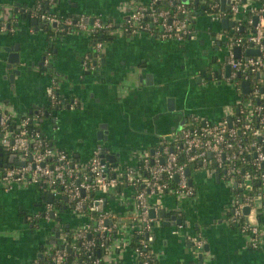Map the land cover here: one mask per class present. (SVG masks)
<instances>
[{"label": "crops", "instance_id": "crops-1", "mask_svg": "<svg viewBox=\"0 0 264 264\" xmlns=\"http://www.w3.org/2000/svg\"><path fill=\"white\" fill-rule=\"evenodd\" d=\"M150 1L46 0V12L74 18L85 15L90 23L97 16L115 22L116 27L104 40L99 62L86 69V55L95 53L94 40L87 30L42 25L45 21L37 15L42 10L40 0H0V121L25 115L38 118L39 114L40 128L49 142L70 151L79 163L88 162L95 147L102 145L116 154L119 166H135L145 156L153 155L163 138L173 139L180 130L176 128L194 116L221 119L227 106L239 98L228 79L231 69L226 62L228 37L235 23L225 25L222 20L227 16L213 19L204 9L208 0H190L199 4L193 7L191 20L195 31L183 41L148 31H124L122 24L127 16L139 4ZM220 7L228 10L230 0H221ZM27 13L30 17L24 16ZM34 18L39 19L38 24L32 21ZM11 21L14 25L3 30L2 23ZM10 46L18 48L21 56L14 65L19 71L12 78ZM54 76L64 103L48 108V86ZM209 82L220 84L214 96L219 90V98L224 100L221 105L203 93ZM74 100L76 106L70 108L68 104ZM168 104L175 109L169 112ZM100 124H106L107 138L103 140L97 138ZM190 182L194 195L174 191L148 195L153 208L156 203L160 205L155 209L150 239L157 261L264 264V212L258 214L262 239L254 247L241 227L229 221L235 183L224 173L201 167L194 168ZM46 194L37 183L10 186L0 178V264L37 262L47 250L66 240L67 228L76 230L88 222L86 214L68 206L53 205L50 216H44L49 203ZM133 194L132 187L118 186L102 200L103 207L114 212L123 228L111 236L106 248L100 249L99 264H141L130 243L136 228L133 216L141 211ZM162 209L182 217V224H166L165 217L158 215ZM58 229L60 241L51 243ZM196 238L203 244L198 245Z\"/></svg>", "mask_w": 264, "mask_h": 264}, {"label": "built area", "instance_id": "built-area-1", "mask_svg": "<svg viewBox=\"0 0 264 264\" xmlns=\"http://www.w3.org/2000/svg\"><path fill=\"white\" fill-rule=\"evenodd\" d=\"M169 1L174 9L159 8L156 4L158 0L139 4L124 20L122 28L127 32L148 31L178 41L194 35L191 23L193 12L187 3L183 0ZM220 6L221 0H208L204 9L213 19L227 16L235 23L234 32L228 37L226 62L231 69L228 79L234 83L239 98L227 106L221 119L194 116L175 133L173 139L163 138L153 155L145 156L137 165L113 166L104 159L102 145L95 147L88 162L79 163L70 151L49 142L38 126L39 114L38 118L25 115L18 119H1L0 146L8 153L17 154L23 163L10 162L1 171L0 178L10 186L12 183L45 182L46 188L54 194V199L65 194L72 208L89 218L88 222L72 230V238L68 230L64 232V242L72 244L71 250L78 249L77 240L82 239L86 254V257L72 264H99L100 256L94 254L97 243L106 248L111 238L110 232L115 229L120 232L123 228L120 220H115L110 208L103 207L100 210L97 204L111 188L118 186L132 187L133 198L141 209L139 216H133L132 223L136 228L130 236L132 243L136 233H145V237H140L134 248L136 255L141 264H160L150 247L154 217L150 215L152 205L148 203V195L165 191L194 195L195 188L188 173L191 163L212 173L223 168L224 176L235 183L229 221L242 220L241 230L249 236L251 245L256 247L260 244L262 231L258 214L264 212V0H230L228 10H222ZM37 15L48 23H56L61 29L87 30L92 38L99 31L112 32L116 27L114 21L100 16L93 18L90 23L85 15L74 18L42 10L37 11ZM13 23H2V29L10 28ZM241 27L245 29V34H236L235 30ZM103 45V39L95 40V55H86L84 68L95 67L94 58H101ZM236 46L241 47L239 56L235 54ZM249 48H256L258 53L248 54ZM45 61L47 63V59ZM245 80L250 81L248 91L243 89ZM57 86L54 76L48 86V97L50 104L59 106L64 101ZM76 103L74 100L68 105L74 108ZM229 116L232 117L231 123ZM9 123L13 126H9ZM173 178L176 180L172 184ZM255 179L261 183L260 188L254 189ZM236 187L240 188L239 192L235 191ZM53 205V202L48 203L44 216H50ZM246 205L250 206L249 213L244 212ZM159 207L157 203L154 205L155 209ZM87 209L100 210L95 225L92 224L93 215L86 213ZM195 242L203 244L199 238ZM69 252L66 248L56 246L47 250L46 261L31 264H66Z\"/></svg>", "mask_w": 264, "mask_h": 264}, {"label": "water", "instance_id": "water-1", "mask_svg": "<svg viewBox=\"0 0 264 264\" xmlns=\"http://www.w3.org/2000/svg\"><path fill=\"white\" fill-rule=\"evenodd\" d=\"M183 1L185 3H189L190 0H183ZM222 1L224 2V0H222ZM196 2L198 3L199 0H196ZM30 15H31L30 13H27L24 16H26V17L29 16L30 17ZM32 21L34 23H37L38 24L39 19L38 18H34V19H32ZM222 21H223V23L225 25H228V23H230L231 25L234 24V21H229L228 17H224ZM256 21H257V18L255 17V22ZM44 24H46V26H47L48 25V22L45 21L42 25H44ZM52 26H55L56 27L57 24L56 23H53ZM47 27H49V25ZM7 49L10 52V56H9V59H8L9 60V65L8 66L10 68H12V72L9 74L10 75V78H12V74H15L16 72L19 71L16 68V66H14V65H16L17 63H19L21 61V56H20V51H18V48L15 49L12 46H10V48L7 47ZM240 51H241V47L240 46H236L235 47V54L237 56L240 55ZM247 53L248 54L258 53V50L256 48H249L247 50ZM215 60H217V59L214 58V61ZM229 68H230V66H229ZM229 71H228V73H229ZM201 77H202V75L198 76V79L201 78ZM243 89H244V91L250 90V81H248V80L246 81L245 80L243 82ZM174 109H175L174 106L168 104V109L167 110L169 112L171 110L173 111ZM1 116H2V113L0 112V118H1ZM229 122L230 123L232 122V117L231 116H229ZM178 129H181V128H176V130H178ZM106 131H107L106 130V124H100L99 125V130L97 131V138L99 140L106 139L107 138V132ZM0 154L1 155H4V157L7 158L10 162H14L15 161V162H18V163H23V161L20 160L19 157H18V155L15 154V153H8V152H4V151L0 150ZM102 155H103V157H104L105 160L113 161L114 164H115V166L118 165V162H117V158H116V154L115 153H109V152H107V149H103ZM162 161H164V158H162ZM188 173H190V170L189 169H188ZM217 175L219 176V173ZM175 177H176V179H178V175H176ZM46 195H47L46 196V200L47 201H49V202H53L54 201V194L52 192H48ZM97 204H98V208L101 210L103 208V201L100 200V201L97 202ZM249 211H250V206L249 205H246L244 207V212L245 213H249ZM54 212H55V210L52 211L53 216L55 217ZM150 215L152 217H154L156 215L155 208H153V207L150 208ZM158 215L165 217L164 222L166 224H170V223L171 224H176V223L182 224V222H183V218L182 217H178L175 213H172L171 214V211L166 210V209H162V210L158 211ZM108 222L111 223V220H108ZM60 232L61 231L58 229L56 235H52L51 236V237L54 236V238L52 240H50L51 243H57L58 242L59 237H60ZM60 246L63 247V248H66L67 250H71V245H70L69 242H66L65 243L64 241H62L61 244H60ZM100 255H101V250L98 249V256H100Z\"/></svg>", "mask_w": 264, "mask_h": 264}, {"label": "trees", "instance_id": "trees-1", "mask_svg": "<svg viewBox=\"0 0 264 264\" xmlns=\"http://www.w3.org/2000/svg\"><path fill=\"white\" fill-rule=\"evenodd\" d=\"M41 2V8H42V11H48V9H47V2H46V0H40ZM157 4V6L160 8V7H169V8H173L174 9V7H173V5H171V3H170V1L169 0H158V2L156 3ZM199 4H195V2H191V3H187V6L192 10V12L194 11V6H198ZM193 19V18H192ZM53 24V23H52ZM52 24L51 23H48V25L49 26H52ZM62 26H65L64 24H61ZM57 27V26H56ZM159 27V26H158ZM235 33L236 34H242V35H244L245 34V29H243L242 27L241 28H239V29H237V30H235ZM111 34V32H105V31H99L98 33H96V35H95V37H93V42H95V40L96 39H103V40H105L107 37H108V35H110ZM95 55V53L93 52L92 54H91V56H94ZM96 60V58H94V61ZM257 76V75H256ZM64 101V100H63ZM64 103V102H63ZM51 106H54V105H52V104H50V105H47V107L49 108V107H51ZM35 122V121H34ZM9 126H13V124H11V123H9ZM38 126L40 127V125H39V119H38ZM181 158L183 159L184 157L183 156H181ZM196 167V165H194L193 163H191L190 165H189V170H190V174L192 175V171L194 170V168ZM251 168V167H250ZM254 170V169H253ZM218 171L220 172V173H223V168H218ZM254 172V171H253ZM175 178H173L171 181H172V184L173 183H175ZM254 182V189H257V188H260L262 185H261V183L258 181V180H254L253 181ZM39 185H40V187L43 189V191L45 192V193H48L49 192V190L46 188V186H47V184L45 183V182H43V183H39ZM236 192H239L240 191V188L238 189L237 187H236V190H235ZM53 203H54V205H57V206H60V207H65V206H68V207H71L72 208V203H69L68 202V198H67V196L65 195V194H63V195H61L60 197H56L55 199H54V201H53ZM86 213H88V214H90V215H93L92 216V224L93 225H95L96 224V222H97V216H98V214L100 213V210L98 209V210H96V211H88V209L86 210ZM230 214L232 213V211L231 212H229ZM241 223H242V220L240 221V222H238V221H236V222H232V224H234V225H237V227H241ZM67 230L70 232V238H72V234H73V232H72V230L71 229H69V228H67ZM116 233H117V230L115 229V230H113V231H111L110 232V236H114V235H116ZM140 237H145V233H136L133 237H132V243H131V246H132V248L134 249L135 247H136V245L138 244V241H139V239H140ZM110 241V240H109ZM76 242V241H75ZM109 244V243H108ZM77 246H78V249H73V250H70V252H69V259H68V263L69 264H72L74 261H76V260H78V259H82V258H84V257H86V254L84 253V247H83V244H82V239H79V240H77ZM98 249H104V248H102V247H100V245H99V243H97V245H96V247H95V249H94V254L96 255V256H98ZM83 251V252H82ZM81 252V253H80ZM46 256H44V257H42L41 259H39V261H46ZM38 262V261H37Z\"/></svg>", "mask_w": 264, "mask_h": 264}, {"label": "rangeland", "instance_id": "rangeland-1", "mask_svg": "<svg viewBox=\"0 0 264 264\" xmlns=\"http://www.w3.org/2000/svg\"><path fill=\"white\" fill-rule=\"evenodd\" d=\"M208 21H210V20L208 19ZM219 55H221V54H219ZM212 63L215 64V62H212ZM224 83H226V82H224ZM227 84H228V87L233 92L234 88H233L232 84L229 82H227ZM219 86H220V84H218V83L209 82L203 87V93L206 94L207 98H209L211 100H215L218 102V105H221L224 100H223V98L220 99L221 97L219 98V90L217 92V96H214V94L216 93V90L218 89ZM215 97H218V98H215Z\"/></svg>", "mask_w": 264, "mask_h": 264}, {"label": "flooded vegetation", "instance_id": "flooded-vegetation-1", "mask_svg": "<svg viewBox=\"0 0 264 264\" xmlns=\"http://www.w3.org/2000/svg\"><path fill=\"white\" fill-rule=\"evenodd\" d=\"M62 30H66V29H62ZM103 46H104V45H103ZM102 49H103V47H102ZM101 51H102V50H101ZM94 62H95V66H96V64L99 62V60H95ZM212 62H215V61L212 60ZM104 149H106L105 146H104ZM0 150H2V151H4V152H7V151L3 150L1 146H0ZM8 164H10V161H9L7 158H5L4 155H1V154H0V175H1V171L3 170V168H4L6 165H8ZM261 231H262V229H261Z\"/></svg>", "mask_w": 264, "mask_h": 264}]
</instances>
